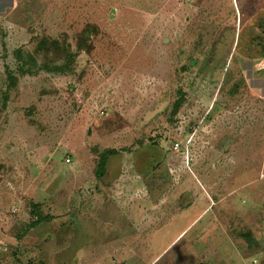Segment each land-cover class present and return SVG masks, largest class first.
I'll return each mask as SVG.
<instances>
[{"label":"rangeland","instance_id":"obj_1","mask_svg":"<svg viewBox=\"0 0 264 264\" xmlns=\"http://www.w3.org/2000/svg\"><path fill=\"white\" fill-rule=\"evenodd\" d=\"M1 241L264 264V0H0Z\"/></svg>","mask_w":264,"mask_h":264},{"label":"trees","instance_id":"obj_2","mask_svg":"<svg viewBox=\"0 0 264 264\" xmlns=\"http://www.w3.org/2000/svg\"><path fill=\"white\" fill-rule=\"evenodd\" d=\"M111 154H113V152H109V151H107L106 153H102L101 155H100V158H99V161H98V163H97V168H96V172H95V174H96V176L97 177H100V176H102V174H103V172H104V168H105V166H106V161H107V158H108V156H110ZM31 212L33 213V214H38L39 213V207H38V204H31ZM6 260L10 263V264H12L11 263V261L6 257Z\"/></svg>","mask_w":264,"mask_h":264},{"label":"crops","instance_id":"obj_3","mask_svg":"<svg viewBox=\"0 0 264 264\" xmlns=\"http://www.w3.org/2000/svg\"><path fill=\"white\" fill-rule=\"evenodd\" d=\"M194 177H196V176H194ZM197 178V177H196ZM114 201H116V202H112L113 204H115L116 206L118 205V200H116V199H113ZM194 208L191 210V214H196V212L194 213ZM111 214H114V213H111ZM116 217V214H114V217L113 218H115ZM117 217H118V215H117ZM111 218V217H110ZM109 218V219H110ZM112 220V219H111ZM169 228V225H168V227L167 226H165V227H162L161 228V230H159V231H157V232H155L156 234H153V237H152V240H151V243L153 244V243H155V241H157L158 239L157 238H160L163 234H164V231H166L167 229ZM164 242V241H163ZM162 242V243H163ZM157 260H158V257H156L151 263H149V264H155L156 262H157ZM124 261V260H123ZM125 263H127V264H130L129 262H125ZM110 264V263H109Z\"/></svg>","mask_w":264,"mask_h":264},{"label":"built area","instance_id":"obj_4","mask_svg":"<svg viewBox=\"0 0 264 264\" xmlns=\"http://www.w3.org/2000/svg\"><path fill=\"white\" fill-rule=\"evenodd\" d=\"M176 148H177V145H176ZM3 249H4V243H2V241H1L0 242V264H10L6 260V256H5V253L3 252ZM112 264H127V263H125L124 261H118L117 259H113ZM248 264H257V262H256V260H252Z\"/></svg>","mask_w":264,"mask_h":264}]
</instances>
